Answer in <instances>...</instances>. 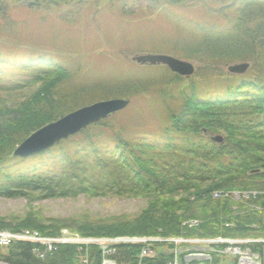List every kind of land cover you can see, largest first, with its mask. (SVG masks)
Segmentation results:
<instances>
[{"label": "trees", "instance_id": "trees-1", "mask_svg": "<svg viewBox=\"0 0 264 264\" xmlns=\"http://www.w3.org/2000/svg\"><path fill=\"white\" fill-rule=\"evenodd\" d=\"M14 1L26 2L24 7L30 10L49 12L73 1L74 6L86 3ZM211 1L217 5L209 2L205 7L202 0H116L117 4L111 0L107 9L116 5L120 15L133 14L132 6L136 11L144 7L153 10L171 27L166 26L155 47H161L159 52L199 63L196 74L203 82H210L216 66L251 64L249 76L230 75L227 79L214 74L219 77L214 81L216 91L209 95L203 85L198 88L190 84L182 90L184 82L167 70L156 77L147 75L154 73L151 68L130 72L131 76L102 77L101 67L85 63L77 49L48 44L39 40L40 36L36 42L24 38L19 22L11 16L16 6L0 0V93L16 95L19 100L14 106L0 108V198L152 197L148 210H142L138 218L79 221L75 226L80 234L91 238L178 237L185 232L188 238L251 237L264 241V0ZM203 7L209 19L188 13L189 9ZM183 8L185 16L178 11ZM139 73L140 78L135 76ZM88 74L97 79L77 80ZM87 83L93 84L90 90ZM109 88L112 90L104 91ZM138 97L144 99L142 104L121 119L91 124L36 156L12 155L34 132L88 104ZM152 119L159 122L149 127ZM214 135L222 142H213ZM23 163H30L25 173L18 171ZM211 192L247 195L242 203L252 207L229 200L218 205V200L210 199ZM198 203L205 208L192 212L190 206ZM233 205L237 206L234 210ZM191 220L197 226H189ZM44 222L13 228L4 219L0 220V230L15 232L25 227L56 236L69 226L63 220ZM52 224H57L55 230L48 229ZM250 226L257 230H249ZM143 247L120 244L107 258L116 264H172V255L139 260ZM249 248L264 264V243L250 244ZM34 250L39 251V247L13 244L0 262L82 264V260L85 264H101L105 258L95 246L82 251L60 246L43 259L34 255Z\"/></svg>", "mask_w": 264, "mask_h": 264}, {"label": "rangeland", "instance_id": "rangeland-1", "mask_svg": "<svg viewBox=\"0 0 264 264\" xmlns=\"http://www.w3.org/2000/svg\"><path fill=\"white\" fill-rule=\"evenodd\" d=\"M109 1L111 0H86V3L81 4V6H74L75 1H73L71 5H63L50 12L43 11L42 9L30 10L25 8L24 4L26 2L23 1L15 3L14 0H8V3L16 6L13 8L11 16L14 20L19 22L24 38L28 37V39H32L36 42V38L38 39L37 36H40L39 40L47 41L48 44L56 46L69 45L70 49L75 48L81 53L85 63H88V65L94 63L95 65H99V67H101L100 75L108 79L111 78L113 74L125 77L127 75L131 76V74H129L130 72L149 71L147 68H151V72H154L147 75L156 77L160 76V71L167 70L171 74L178 76L179 79L184 82V85L182 84L180 87L182 90L183 88H187L190 84L198 88L203 85L204 87L207 86V93L210 95L216 91L214 81L219 78L213 77L214 74L216 76L220 74L227 77V79H229L230 75L249 76V67L242 74H231L228 72V67L230 66L240 64H248V66H251L249 63L236 62L225 66H216L218 70L213 68L215 73H210V77L208 78V80L211 79L210 82L201 81L200 75L198 74L197 76L196 74L200 67V65H198L199 63L190 59L185 60L159 52L161 51V47L156 48L158 42H160L162 31L167 29L166 26L171 30L170 25L167 24L162 17L160 18L153 10L145 9L146 7L136 11L135 6L130 7V11H135L133 14L120 15L116 5L111 10H107L109 9ZM115 1L116 0H112L113 4L116 3ZM209 2L214 3L211 0H202L205 7H208ZM117 3L119 4L118 1ZM90 4L93 6H90ZM215 4L217 5V3H214V5ZM205 7H203V9H189L190 11H188V13L192 17L204 16L209 19L210 15ZM178 11H182L181 13L185 16L184 8ZM220 23L223 22L220 21ZM145 55L170 56L174 59L190 63L193 67V72L188 77H185L173 73L167 66L161 64L154 66L141 65L133 61L134 57ZM182 55L185 58L186 54ZM103 65H106V68L102 67ZM108 65L112 67L108 68ZM140 74L141 73L136 74L135 76H139L140 78ZM95 79L97 78L88 74V76L84 75L77 80L80 82H84V80L91 82ZM87 84L88 90H90L93 84ZM146 88L151 89V87ZM107 90H112V88L105 89L104 91ZM144 91L145 93H149L147 90ZM197 95L198 97L201 96L199 94ZM15 96L16 95L0 93V108L14 106L15 103L19 101ZM114 99L128 100L129 104L121 111L101 120V122L106 120L113 122L115 119H121L122 116L124 117V115H127L130 111L133 109L135 110L137 106L142 104L141 99L144 100L141 97L133 98L134 101H132L133 99L131 98H112L108 100ZM108 100H100L88 104V106ZM174 106L176 107V104ZM152 120L154 121H149V127H154L155 124L159 122L158 119ZM61 141L55 143L52 147ZM21 144H19L15 150ZM51 148H48V150ZM45 151L47 150L26 157L12 155L17 158H27L36 156ZM29 164L30 163H23L18 165V171L25 173L26 167H29ZM211 193H208L210 199L215 201L218 200V205H221L219 204L221 201L229 200L233 203L241 204L244 207H252L249 206V204L242 203L246 200L247 195H240V193L237 192L231 194L232 196H229L228 192ZM150 198L152 197H116L104 195H82L75 198L64 199H44V197H39L38 195H31L28 197V200L22 197L18 199L0 198V220L5 219L6 222L9 221L13 228L22 227L25 224L28 225L30 224L29 222L39 226L44 220H63L64 225H69L60 229L56 236L43 235L36 230L24 229L25 227L22 229L19 228L20 230L15 232L8 229H1L0 257L7 255L6 249L9 246L19 242L37 245L39 251H35L36 248H34L33 254H38L37 257L39 259H43L45 256L54 253L60 246H73L79 251L89 246H95L101 249L105 257L101 264H116V262L107 258L108 255L115 254V246L120 244H143L144 247L139 255V260L148 256L152 258L161 255H172V264H261L260 257L258 254L251 251L249 245L264 243L263 239H251V237L249 239L222 237L188 238L185 237V232H181L178 237H162L156 235L136 238H91L86 235L83 236L82 233L81 235L80 230L75 226L79 221H85L84 223H104L107 220L110 222L113 218H138L142 210H148L147 205L149 201H152ZM231 207L232 210L237 208L235 205ZM204 208V205L201 203L190 206L191 211L193 212L195 210L196 213ZM56 225L57 224H52L48 229L55 230ZM189 226L195 227L197 226V222L191 220ZM249 230L255 231L257 229L254 228V226H250ZM80 263L85 264V261L81 260Z\"/></svg>", "mask_w": 264, "mask_h": 264}, {"label": "water", "instance_id": "water-1", "mask_svg": "<svg viewBox=\"0 0 264 264\" xmlns=\"http://www.w3.org/2000/svg\"><path fill=\"white\" fill-rule=\"evenodd\" d=\"M133 61L141 65H163L167 66L173 73L188 77L193 72L190 63L174 59L164 55H145L136 56ZM248 64H240L228 67L231 74H242L248 69ZM129 104L128 100L114 99L98 102L90 106H86L75 110L66 116L60 118L56 122L50 123L38 131L30 135L23 143L14 151L13 155L18 157H26L34 153L48 150L55 143L66 140L82 129L91 124H95L107 117L121 111ZM211 140L215 143H221L220 136H214ZM5 264V263H0Z\"/></svg>", "mask_w": 264, "mask_h": 264}, {"label": "built area", "instance_id": "built-area-1", "mask_svg": "<svg viewBox=\"0 0 264 264\" xmlns=\"http://www.w3.org/2000/svg\"><path fill=\"white\" fill-rule=\"evenodd\" d=\"M28 234V233H27Z\"/></svg>", "mask_w": 264, "mask_h": 264}]
</instances>
